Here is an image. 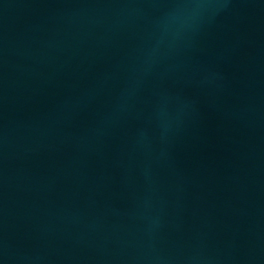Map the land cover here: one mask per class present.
<instances>
[{
  "label": "water",
  "instance_id": "obj_1",
  "mask_svg": "<svg viewBox=\"0 0 264 264\" xmlns=\"http://www.w3.org/2000/svg\"><path fill=\"white\" fill-rule=\"evenodd\" d=\"M211 1L0 0V264L118 96Z\"/></svg>",
  "mask_w": 264,
  "mask_h": 264
}]
</instances>
